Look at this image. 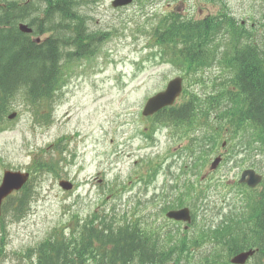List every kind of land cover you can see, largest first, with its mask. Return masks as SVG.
<instances>
[{
  "label": "rangeland",
  "instance_id": "obj_1",
  "mask_svg": "<svg viewBox=\"0 0 264 264\" xmlns=\"http://www.w3.org/2000/svg\"><path fill=\"white\" fill-rule=\"evenodd\" d=\"M111 1L99 0L81 9L88 16L91 32L106 31L111 35L95 55L73 65V71L65 79L66 87L56 97L52 125L40 127L29 112L16 107L19 116L11 122L3 121L0 126V183L5 170L31 171L39 158L59 160L57 173L32 172L34 196L25 218L14 221L6 214L0 222V248L2 223L5 229L0 264H30L24 256L28 249L61 230L67 231L66 228L96 210L112 214L115 208L119 215L136 214L143 220L156 212L158 224L166 222L160 207L167 205L164 200L175 202L181 198L182 184L188 181L208 187V202H204L198 214V221L204 220L206 226L217 225L222 215L241 200L235 196L234 184L250 165H234L242 155H235L234 160L227 155L230 161H222L208 181L197 182L208 171L217 152L226 153V149L215 150L209 154L205 166L196 167L192 160L202 148L193 147L189 152L193 145L191 133L182 140L177 139L175 128L168 127L167 131L162 128L152 134L141 117L148 98L180 74L174 64L158 63L159 57L152 56L158 48L150 43L159 19L169 10L170 0H140L117 11ZM260 2L226 0L238 18L251 23L260 19L261 10L257 9ZM177 3L178 9L185 6L191 10L194 6L195 12L202 6L204 15L221 9L216 0ZM226 76L219 66L207 69L194 75L202 83L192 86L187 83V92L191 95L222 92ZM145 129H149L152 139H146ZM199 131L201 137L209 135L203 129ZM205 148L206 145L203 149L208 150ZM263 157L257 156L255 160L264 167V162L258 161H264ZM155 170V180H146ZM61 179L72 181L74 190H61L58 185ZM162 189L165 193H161ZM112 191L121 194L116 197ZM155 194H160L161 199L154 200ZM210 249L212 244L203 250L208 254Z\"/></svg>",
  "mask_w": 264,
  "mask_h": 264
},
{
  "label": "trees",
  "instance_id": "obj_2",
  "mask_svg": "<svg viewBox=\"0 0 264 264\" xmlns=\"http://www.w3.org/2000/svg\"><path fill=\"white\" fill-rule=\"evenodd\" d=\"M62 1L58 0L55 4L53 3L54 5H50L51 8L46 9L45 13L43 11L39 13L34 11L36 9L32 3L24 4V0H0V122L7 114L20 106L31 110L33 119L37 123L46 126L51 123V107L65 82L68 63L77 60L81 55L80 52H76L70 53L69 56V53L65 52L67 46L79 43L80 40L76 34L82 36V32L78 25L75 29L69 28L68 31H63L64 29L58 25L59 20H64L63 17L68 18L76 14L73 11L74 5L63 8ZM65 3H71V0H65ZM19 22L29 23L37 30H35L37 35L48 32L49 36L37 43L31 36L19 31ZM60 32L63 37H68V43L72 44L63 46ZM157 35L162 42L171 43L172 38L167 27L159 29ZM180 35L187 39L190 46L197 47L200 46L203 37L199 30L192 28H184ZM183 51L182 56L188 65V70L196 71L202 66L204 50ZM64 59L69 60L65 63ZM226 65L230 76L224 83L223 94L191 97L187 105L183 106L185 111L179 118L176 113L180 110L175 109L173 120L177 118L184 123L188 121L189 126L192 127L198 119V122L213 130L214 136L218 139L225 138L226 134L234 136L239 132L244 133L248 137L247 148L264 153V63L262 58L256 50L249 48L237 50L236 56L229 59ZM206 107L208 111L205 110ZM199 109L204 116L198 118L195 111ZM212 109L218 111L213 120L210 117ZM207 156L208 154L204 153L202 157L204 162L208 160ZM50 166H48L49 169H52L53 165ZM37 167H43L42 163ZM248 192L245 193L238 212L232 213L227 221H221L215 230L209 228L212 231L210 236L206 234L208 230L199 238L211 237L212 240L220 241L221 248L227 249L228 255L250 248H259L260 253L255 256L253 264H264V186ZM29 197H31L30 189L25 188L14 206L17 217L24 213ZM106 218L99 219L94 214V221L89 222L105 223ZM87 231L93 233L92 229ZM93 231L97 232L95 229ZM114 238L116 245L121 244L122 253H135L137 248L135 239L126 240L125 235ZM59 240L60 242L49 240L39 247V254L47 256L45 263L41 264H60L59 257L71 253L70 243L62 238ZM78 249L84 254L91 251V245L82 239ZM146 252H148L147 248L142 245L141 253ZM213 253L216 254H213L211 258H205L206 263H225L228 255L224 257L223 252ZM112 254L117 255V251L110 253ZM162 263L156 258L149 264Z\"/></svg>",
  "mask_w": 264,
  "mask_h": 264
},
{
  "label": "water",
  "instance_id": "obj_3",
  "mask_svg": "<svg viewBox=\"0 0 264 264\" xmlns=\"http://www.w3.org/2000/svg\"><path fill=\"white\" fill-rule=\"evenodd\" d=\"M133 0H120L119 4L120 5H125L130 3ZM21 31L23 32H31L30 29H28L26 26L21 25L20 26ZM11 116L10 118H13ZM246 176H249L247 182L250 186L254 187L260 182V177L256 176L253 171H246L242 175V180L243 182L246 179ZM28 175L27 174H21V173H12V172H6L5 173V178L2 186L0 187V206L2 203V200L7 197L13 190H18L20 189L24 183L27 181ZM60 185L66 189L70 190L72 188V185L68 182H61ZM169 216L174 217L175 219L178 220H185V221H190V216L187 210H182L179 212H173L170 213ZM254 254V251H249L245 253L238 254L232 259V262L235 264H244L247 259Z\"/></svg>",
  "mask_w": 264,
  "mask_h": 264
},
{
  "label": "bare ground",
  "instance_id": "obj_4",
  "mask_svg": "<svg viewBox=\"0 0 264 264\" xmlns=\"http://www.w3.org/2000/svg\"><path fill=\"white\" fill-rule=\"evenodd\" d=\"M67 6H71V3H64V4L62 5L63 8H66Z\"/></svg>",
  "mask_w": 264,
  "mask_h": 264
}]
</instances>
